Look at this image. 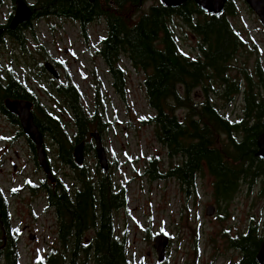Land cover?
I'll return each instance as SVG.
<instances>
[{
    "label": "trees",
    "instance_id": "1",
    "mask_svg": "<svg viewBox=\"0 0 264 264\" xmlns=\"http://www.w3.org/2000/svg\"><path fill=\"white\" fill-rule=\"evenodd\" d=\"M10 1L14 4L15 0ZM148 1L157 3L144 11ZM32 2V17L27 23L10 31V13L6 24L0 25L6 27L0 44L8 36L26 52L29 40L36 41L35 23L46 18L71 20L78 24L84 37L91 23L103 20L106 36L97 53L111 74L117 93L123 95L125 82L117 67L120 56L126 58L132 69L144 72L142 88L147 106L154 112L145 123L154 127V139L168 151V157L180 158L163 172L157 168V158L148 157L144 175L150 180L174 179L188 198L197 178L207 171L213 178L217 204L231 200L240 180L260 177L264 185V160L257 157V140L264 130V68L259 53L251 66L246 61L240 67L232 63L238 52L249 58L256 50L229 23L228 19L237 14L234 3L228 0L221 14L207 15L193 1L178 8L165 7L161 0ZM180 25L197 37L196 57L179 52L175 28ZM232 71L237 72L235 76H230ZM51 85L72 113V135L46 110L35 92L19 81L10 67L4 68L0 63V112L9 114L4 106L6 100L20 99L37 105L39 110L32 114L34 124L43 138H50L57 146V159L76 175L72 190L57 178L53 183L44 179L41 185L24 183L31 193L45 194V205L58 220V248L39 257L34 264H137L128 260L125 235L119 237L114 227L115 214L127 205L125 189L117 188L112 177L118 165L109 164V171L104 173L95 164L90 172L85 164L76 166L72 156V149L80 142L84 143V154L94 152L90 135L98 133L102 137L109 124L98 108L88 113L82 107L80 94L69 78L61 84L64 91ZM217 87L222 88L221 98L227 102L241 95L242 118L229 121L208 100L198 104L193 101L196 88L207 95ZM179 110L185 112L181 121L176 115ZM7 116L18 125L17 118ZM23 136L20 132L19 137ZM29 144L30 152L35 154ZM33 162L38 167L35 155ZM0 215L10 238L8 203L1 191ZM256 231L254 225H249L243 234L229 239L230 248L240 254L236 264H259L257 253L264 233L258 236ZM88 233L91 237L85 240ZM12 240L11 245L7 244L4 264H18V239L15 236Z\"/></svg>",
    "mask_w": 264,
    "mask_h": 264
},
{
    "label": "rangeland",
    "instance_id": "2",
    "mask_svg": "<svg viewBox=\"0 0 264 264\" xmlns=\"http://www.w3.org/2000/svg\"><path fill=\"white\" fill-rule=\"evenodd\" d=\"M25 1L28 5L33 3ZM230 1L237 8V14L228 19L230 25L256 48L249 58L238 52L232 59L233 65L240 67L246 61L251 66L259 53L264 68L262 25L243 0ZM155 3L157 1H148L143 10ZM12 5L10 0H2L0 25L6 24L9 14H13ZM34 30L36 41L29 40L26 52L4 37L0 44V63L4 68L10 67L19 81L35 92L46 110L60 120L68 135H72V113L65 99L52 88L53 78L43 73L41 65L46 63L59 68V82L63 81L62 73L65 74L62 84L70 79L88 113L98 108L109 124L101 142L109 164L118 165L112 172L114 185L126 192V208L115 214L114 227L119 237L125 235L128 260L137 264H159L153 239L165 235L171 242L166 261L161 264H236L240 254L230 248L229 239L243 234L249 225L256 227L258 236L264 233L261 178L238 181L231 200L220 204L215 201L213 178L207 171L197 178L188 198L174 179L150 180L144 175L148 157H156L157 168L163 172L180 158H169L168 151L154 139V127L145 123L154 112L148 108L142 88L144 72L135 71L126 58L120 56L117 67L122 70L125 82L123 95L117 93L112 76L97 53L101 39L106 36L103 20L91 23L86 37L71 20L46 18L36 22ZM175 30L179 52L196 57L197 37L184 25ZM236 73L232 71L230 76ZM221 96L220 87L207 95L199 88L192 92L195 103L208 100L229 121L242 118L241 95L234 96L231 102ZM176 115L181 121L185 112L179 110ZM16 132V128L0 117V191L8 203L11 228L17 234L18 264H34L39 257L58 248V220L53 211L47 209L43 192L33 194L24 188L26 181L41 185L46 178L33 162L28 145ZM44 148L53 177L72 190L75 171L57 159V146L50 138L44 139ZM83 164L90 172L94 171L97 162L93 151L84 154ZM208 206L215 208L213 216L205 215ZM90 237L91 233L86 234L85 240Z\"/></svg>",
    "mask_w": 264,
    "mask_h": 264
},
{
    "label": "water",
    "instance_id": "3",
    "mask_svg": "<svg viewBox=\"0 0 264 264\" xmlns=\"http://www.w3.org/2000/svg\"><path fill=\"white\" fill-rule=\"evenodd\" d=\"M163 5L168 8H178L189 1H193L198 9L207 15H219L223 12L224 7L228 0H161ZM246 6L254 13L258 18L260 24L264 29V0H243ZM13 15L8 29L10 31L15 30L18 26L27 23L32 17V11L29 5L24 0H15L13 4ZM4 34V29H0V38ZM44 70L53 78L58 79V72L54 69L53 65L46 63ZM6 110L15 115L22 130V133L28 140L34 145L36 152V162L38 167L42 170L45 178L51 183L54 182L50 166L46 159V153L44 149L43 137L38 131L33 121V115L30 112V105L18 101H5ZM91 139L93 140V149L96 158V162L100 171L107 173L109 169V162L106 156V152L103 148L101 137L98 133H92ZM257 157L264 160V130L257 140ZM72 156L76 166H81L84 163V143L80 142L72 149ZM215 208L208 206L205 209L206 216H213ZM169 246V238L165 235H157L153 239V249L156 254L157 262L160 264L166 258V251ZM257 261L259 264H264V240L259 247L257 253Z\"/></svg>",
    "mask_w": 264,
    "mask_h": 264
},
{
    "label": "flooded vegetation",
    "instance_id": "4",
    "mask_svg": "<svg viewBox=\"0 0 264 264\" xmlns=\"http://www.w3.org/2000/svg\"><path fill=\"white\" fill-rule=\"evenodd\" d=\"M25 1V0H24ZM1 28H3L4 29V32L6 31V27L4 26V27H1ZM0 28V29H1ZM4 35V34H3ZM4 37H6V38H8L9 40H10V37H8V36H4ZM4 39V38H3ZM53 65V64H52ZM54 69L56 70L57 69V71H58V73H59V79H60V70H59V68H56L55 66H54ZM43 73H45L46 74V71L44 70V68H43ZM48 75V74H47ZM49 76V75H48ZM61 77H62V79H63V81H61V82H59L58 80L59 79H53V81H54V83L55 84H57V85H60L61 86V84L64 82V79H65V74H61ZM51 78V77H50ZM65 89H63V91H64ZM57 95H59V94H57ZM59 96H61V95H59ZM9 101H18V102H23V103H25V104H29L30 105V112H31V114H33V112L35 111V110H37L38 109V106L36 105H33V103H29V102H26V101H24V100H20V99H16V100H9ZM4 106H5V102H4ZM5 109H6V107H5ZM39 110V109H38ZM8 112V111H7ZM9 113V112H8ZM7 115H13V114H11V113H9V114H5V113H3V112H0V117L2 118V119H4L10 126H13L14 128H16L17 129V132H16V134H17V136L19 137V133L20 132H22V130H21V127H20V124H19V120H18V118L15 116V115H13L15 118H17V120H18V125L17 124H15L13 121H12V119L10 118V117H8ZM24 135V134H23ZM43 137V136H42ZM19 138H21L22 140H24L25 141V143L28 145V147L30 148V144H29V140H28V138H26L25 136H23V137H19ZM44 139L45 138H43V142H44ZM29 141V142H28ZM31 143V142H30ZM31 145H32V147L34 148V145L31 143ZM30 150V149H29ZM35 150V149H34ZM46 153V152H45ZM32 155H35V158H36V152H35V154H32ZM10 228H11V222H10ZM10 238L8 237V234H7V229L5 228V219H3L2 218V216L0 215V264H4V260H5V256H6V250H7V244L8 245H11V243H12V238H14L15 236L17 237V234L12 230V228L10 229ZM11 232L13 233V235L11 234ZM170 242H171V239L169 238V244H170ZM167 253V252H166ZM164 261H166V260H164ZM163 261V262H164ZM162 262V263H163Z\"/></svg>",
    "mask_w": 264,
    "mask_h": 264
}]
</instances>
